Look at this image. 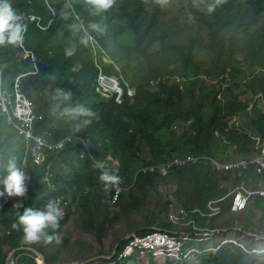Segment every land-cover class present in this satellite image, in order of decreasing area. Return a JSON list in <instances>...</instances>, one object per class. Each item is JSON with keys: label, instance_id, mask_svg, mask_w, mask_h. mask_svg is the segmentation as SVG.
<instances>
[{"label": "trees", "instance_id": "16d2710c", "mask_svg": "<svg viewBox=\"0 0 264 264\" xmlns=\"http://www.w3.org/2000/svg\"><path fill=\"white\" fill-rule=\"evenodd\" d=\"M129 1L133 5L125 11L118 0L106 11H97L89 0L74 6L89 33L95 34L98 29L107 31L104 47L126 78L138 88L136 99H125L122 104L101 100L94 92L92 84L97 71L84 45L85 34L76 19L77 24L65 20V14L71 11L64 0H50L58 12L50 30H42L34 22L27 23L29 37H25V44L39 56L36 61L40 69L44 67L39 77L31 79L40 84L41 78L45 83L53 76L65 91L83 90L82 100L88 103L94 100V114L76 127V133L89 140L91 153L84 151L77 141L65 148L47 150L44 160L38 161L35 143L26 151L23 137L14 136L15 127H6L0 112V181L8 174L10 159L23 169L27 177L25 183L28 181L25 197L0 196V264H5L10 250L20 245L37 248L46 254L49 264H73L75 260L84 262L97 255L112 254L117 243L131 231L146 233L154 223L171 226L166 217L175 202L190 210L196 207L206 210L211 200L223 198L219 204L222 214L207 218L199 212L198 223L201 228L212 231L230 229L231 236L245 247L226 243L230 248L224 244L217 252L211 250L202 254V264H260L264 259V240L246 231L264 235V197H253L249 208L240 214L233 212L231 205L244 183L264 184V176L256 174L255 167L225 171L218 170L212 160H205L177 165L168 176L138 173V170L142 164L163 163L176 155L193 153L228 159L249 157L257 152L253 133L232 124L234 116L248 109L245 99L249 89L242 94L233 93L230 88L223 90L210 85L207 77L226 81L228 76L235 79L245 74L244 67L264 69V26L262 34L253 31L248 37L242 36L251 24L258 25L264 19V0H202L200 5L196 0H189L186 10L174 16L169 13L168 0ZM7 3L20 17V24L22 18L36 11L49 12L46 0H7ZM89 4L93 5L92 10L82 8ZM5 41L0 44V61L4 60L9 70L25 71L31 66V58L25 55L19 42L17 47L7 38ZM73 44L75 46H71ZM68 45L70 47L62 48ZM241 50L247 60L244 67H240ZM52 51L55 54L51 56ZM202 55L209 56L210 60H203ZM74 58H81L83 68L76 73L78 78L72 80L71 68L78 60ZM107 71L113 72V68ZM252 78L250 88L264 94V76L254 73ZM45 108L53 115L37 124L36 133L54 141L69 135L72 123L65 114L53 103H47ZM254 108L260 110L258 102ZM252 124L264 137V115L254 118ZM97 161L115 171L128 186L116 204L112 202V186L106 188L100 180L103 169L95 166ZM165 185L173 188L172 196L163 194L161 187ZM0 192H4L2 183ZM153 193L158 197L156 205L151 203ZM61 196L70 203L60 206L64 213L60 226L45 229L47 236H42L39 242L27 241L22 225L13 228L25 208L44 210L49 201L56 202ZM17 202H22L23 207H14ZM75 207L78 225L95 237L94 243L87 239L71 241L66 225L74 216ZM234 216L236 224L232 225ZM47 237H52L50 243L46 242ZM228 238V234L221 231L211 238L213 244L202 242L201 247L203 250L217 248ZM13 258L16 264H43L30 249L15 252ZM116 258L88 264H193L154 254H139L134 261L133 257L124 261H116Z\"/></svg>", "mask_w": 264, "mask_h": 264}, {"label": "clouds", "instance_id": "9594fccd", "mask_svg": "<svg viewBox=\"0 0 264 264\" xmlns=\"http://www.w3.org/2000/svg\"><path fill=\"white\" fill-rule=\"evenodd\" d=\"M64 1L67 7L68 6L70 7V11H71L70 14L67 15L65 14V20L68 19L67 22L69 24L70 23L77 24L75 23V19H76L79 22L78 24L81 26L83 33L86 36L84 37V45L85 48L88 49V57L90 59V62L94 65L97 71V75L92 84V88L94 92L100 97L101 100H104L106 102L115 100L118 104H122L124 101H126L125 99L128 98L132 100L136 99L138 95L137 86L133 85L126 78V76L122 71V68L117 64V62L109 54L108 50L103 45L106 42L107 31L98 29L96 30L95 34L89 33L88 30L86 29L84 19L81 18V16L75 11L74 8L75 4L79 5L82 2V0H64ZM89 2L96 7L97 11L100 10L106 11L107 9L112 7L115 0H89ZM118 2L120 6L123 7L124 11L126 10V8H130L133 5L132 2H130L129 0H118ZM91 4L80 7L85 9L88 8L89 10H92L93 5ZM46 5L49 12L46 13L44 11H36V13L30 14L29 16L22 18L21 20L22 25H21L20 23H18L20 17L14 13L13 9L11 8V5L7 3V0H4L3 3H0V44L4 43L6 38L9 43L19 42V46L24 50L25 55L30 56L31 58V66L28 65L25 71H18L15 69L9 70L7 63L4 60L0 61V112L2 114V117L4 118L3 120L5 126L6 127L11 126L13 128L15 127L17 135L15 134L14 136L23 137L22 138L23 145L26 147V151L30 149V145L32 142L35 143L37 148L36 159L38 161L44 160L45 152L47 150L65 148L68 144L77 141L81 143L82 149L84 151L91 153L89 140H85L80 136V134L76 133L77 132L76 127L86 119L90 118L95 112V106L92 104L94 100L90 99L88 100L90 103H88L81 99V94L83 90L76 91L75 93H72L70 91H65L63 87L58 86V85H62V83L59 84L55 80H53L54 78L53 76H51V80H49L48 78L45 81V83L42 82V78H41L40 84L31 80V78L39 76L41 74V69L36 61V56L34 55V52L32 50H29L30 48L28 49L25 44V40H24L25 37L26 36L29 37L27 30L28 27L27 23L34 22L36 26H38L42 30H50L56 18L58 17V12L56 8L52 5L50 0H46ZM168 6H169V0H168ZM263 26H264V19L258 25L251 24L248 27V31L246 32V34L242 36L248 37L250 33L253 31H257L259 34H262ZM92 27L95 28L96 26L92 25ZM130 39H132L131 35H130ZM71 46H75V44ZM68 47H70V45L64 46L62 48H68ZM241 53L243 55V56L241 55V60H243V63L240 67H244L247 63V60L242 50ZM50 55L51 56L54 55V51L50 52ZM74 59H78V60L74 62V66L73 68H71L72 80L78 78L76 73L80 72L83 68V63L80 60L81 58H74ZM107 68H113V72H108ZM248 70H250L251 73L247 74ZM231 71L232 69H230L229 73H231ZM244 71L246 72L245 74L242 75L237 74L239 77L235 79H231L228 76L226 81H224V78L218 79L212 77H207V80L209 81L210 85H215L219 89H223V90L230 88L232 89L233 93L235 92L233 87L234 85L238 88L245 87L246 90L249 89L248 94L254 92L256 96L254 98L253 104L252 102L249 103L248 108L252 107L253 109H255L254 104L258 102L259 109L261 110L263 106V101L261 99L264 98V94L255 93V91L252 88H250L249 85L253 83L252 76L254 73L256 76L257 75L264 76V69L258 68L257 70H255V67L253 66V68L244 67ZM46 82L48 83L46 84ZM42 83L45 84V86L42 85ZM47 103H53L54 107L59 111L61 110V112L65 114L66 119L72 123L71 126L72 132L69 135L62 138L61 140L54 141L42 133L41 134L36 133L37 124L45 120L46 117H51L53 115L52 111L49 108H45V105ZM52 120L55 122V119ZM232 124L234 127L243 130L239 127V125L241 124L240 112L232 118ZM2 129L4 130V128ZM253 135L257 143L255 147V150H257V152H255L252 155H249V157L240 156L236 158L224 159V158H215L211 156H201L193 153L186 156L176 155L171 160L163 163L155 162L146 165L142 164L140 169L138 170V173L144 171V172L159 173L163 176H168L173 170V168L177 165L200 163L205 160H212L215 166L218 168V170H225V171L232 170L219 166L215 162V160L221 163H226L240 159L254 161L257 157H259L262 154V145L264 143V138L255 137L256 133H253ZM190 156H194L196 157V159L187 161L186 163L183 164L176 162V160L178 159L187 160ZM171 163L173 164L170 165ZM95 166L103 169L100 175V180L101 182L104 183L106 188L112 186L113 188L112 202L113 204H116L120 200L122 193L125 191V189L128 186L125 185L124 179L122 177H120L115 171L109 170L106 166H104L103 162L97 161ZM251 166L255 167L256 173L263 175L260 172H258V166L254 163H252L247 169H249ZM163 167H167L168 171L165 172ZM235 170H246V169H235ZM7 173L8 174L4 178V180L0 181V183H2L4 186V192H0V196L7 194V196L9 197L12 196H15L16 198L25 197L28 191V188L25 183L27 177L23 169L17 167V163L14 159H10L8 161ZM135 184L136 181L134 184L131 185V187L134 186ZM244 185H247L254 189L264 188V184L259 186H251L244 183L242 186ZM119 187H121L120 191H118ZM240 189L238 190V192L240 191ZM254 197H264V196H254ZM252 199L253 197L251 198V200ZM251 200L249 202V205L251 203ZM222 201L223 199L211 200L206 210L201 209L200 207H196L190 210L189 208L183 206L182 204L178 205L175 202L172 206V209L169 212V215L166 217V221H168V223H170L171 226H164V225H160L159 223H154L151 226H149L150 230L148 232H151L153 229L159 228L163 230H171L175 233L178 232L179 234L187 233L191 239L187 243L182 258L176 256H170L166 254H155L154 252L144 253L136 248H133L128 255H124L123 252L125 251L127 245L131 242L132 239L138 238L139 236L148 233V232L140 233L135 230V231H131L124 238H122L123 241L121 243L120 241L122 239L118 242L120 244L115 254H114L115 249L112 254H102L108 256L112 255V257L106 258V257H101L102 255H97L100 256L97 260L89 261L90 259L93 258L92 257L84 262H87L86 264H88L103 258L114 259L115 257H117L116 261H124L129 258L131 259L132 257L134 261L136 259L135 256L139 254L141 255L154 254L158 257L178 258L181 259L182 261L193 262V264H196L197 262L200 261L202 264V260L200 259V256L202 254L211 250L217 252L226 243H235L245 247V245L241 243L238 239L233 238L231 236L230 229H222V230L220 229L217 231H212L205 228H201L200 224L198 223V218L196 217V215H199V212L204 217L207 218H213L215 216L220 215L222 213V207L219 204ZM69 203L70 201L66 199L65 196H61L57 199L56 202L49 201L45 206L44 210L36 211L33 210L32 208H25L23 214L19 216L18 222L13 224V228L18 229L22 225L25 234V239L29 242L37 243L41 240L42 236H47L45 229H48L49 227L53 229L59 228L60 226L59 222L64 215L63 210L60 208V206H67L69 205ZM233 205H232V210H233ZM249 205L243 211L236 212L233 210V212L235 213L244 212L249 208ZM1 207L2 205H0V208ZM14 207L20 208L23 207V204L22 202H17L14 204ZM238 224L239 222H237V225ZM174 225H177L178 227H173ZM235 229L243 230V228L241 227H235ZM221 231L226 232L229 238L226 239L217 248L211 247L206 250H203L201 247V243L210 241L211 238L216 237L217 234L220 233ZM246 233L249 235H254L260 240H264V238L263 239L261 238L262 236L264 237V235L254 234L248 231H246ZM51 240L52 237H47L46 242L50 243ZM41 260L43 261V259ZM76 262L78 264H81V262L79 261ZM11 264H16V262H14L13 256H12Z\"/></svg>", "mask_w": 264, "mask_h": 264}, {"label": "built area", "instance_id": "2783aa9c", "mask_svg": "<svg viewBox=\"0 0 264 264\" xmlns=\"http://www.w3.org/2000/svg\"><path fill=\"white\" fill-rule=\"evenodd\" d=\"M195 159L196 157L190 156L187 160L178 159L176 160V162L183 164L187 161ZM215 162L219 166L225 167L227 169H247L252 163H254L258 166V172L264 175V143L262 145V154L254 161L240 159L226 163H221L217 160H215ZM172 164L173 163H171L170 165ZM163 169L165 170V172L168 171L167 167H163ZM120 190L121 187H119L118 191ZM254 196H264V188L254 189L247 185L242 186L235 197L233 210L236 212L245 210L248 207L251 198ZM190 239L191 238L187 233L179 234L178 232L175 233L171 230H163L157 228L153 229L151 232L139 236L138 238L132 239L131 242L127 245L123 254L128 255L133 248H136L144 253L154 252L155 254H166L182 258L184 250Z\"/></svg>", "mask_w": 264, "mask_h": 264}, {"label": "rangeland", "instance_id": "374dc122", "mask_svg": "<svg viewBox=\"0 0 264 264\" xmlns=\"http://www.w3.org/2000/svg\"><path fill=\"white\" fill-rule=\"evenodd\" d=\"M197 5H200L202 3V0H196L195 1ZM189 5V0H169V13L172 14V16L176 15V14H180V12H183L184 10H186V8ZM242 40V39H241ZM205 53V52H204ZM206 54V53H205ZM208 55V54H207ZM203 56V60H210L209 56L207 57L206 55H202ZM243 56V55H242ZM251 73L250 70H248L247 74ZM234 87V91L237 94H241L242 92H244L246 90L245 87H236L235 85ZM249 96L246 97L245 101L249 104L252 102H254V98L256 96V94H254V92H251L248 94ZM263 101V106L261 108V110H256L253 109L252 107L248 108L246 111H241L240 112V122L241 124L239 125V127L243 130H248L250 131V133H256L255 137H262L264 138L254 127L252 124V121L255 119H260L262 112L264 111V98L261 99ZM168 137L170 138V135H168ZM168 138V139H169ZM28 183V181L26 182ZM230 184V183H229ZM230 186H232L230 184ZM173 188H171V185L168 186H162L161 190L163 192V194H167L168 196H172L171 192H173L172 190ZM158 202V197L156 193H153V196L151 197V203L153 205L157 204ZM77 208L75 207V211H74V216L70 219V221L67 223V233L70 236V239L72 242H75L79 239H87L89 242L91 241L92 243H94L95 237L91 234H89L88 232L83 231L80 226L77 223V217H78V213L76 212ZM231 221L232 225L236 224V220L233 219V217H231ZM1 226V224H0ZM198 261V260H197ZM77 263L76 260L73 264ZM82 263V262H81ZM264 263V259L260 262ZM68 264V263H67ZM196 264H201V262H197Z\"/></svg>", "mask_w": 264, "mask_h": 264}, {"label": "water", "instance_id": "95a60500", "mask_svg": "<svg viewBox=\"0 0 264 264\" xmlns=\"http://www.w3.org/2000/svg\"><path fill=\"white\" fill-rule=\"evenodd\" d=\"M126 238H127V237H126ZM261 238L263 239L264 237L262 236ZM122 241H123V239L120 241V243H121ZM120 243H118V245L116 246L115 251H114V254L117 252ZM23 249H30V250H33L37 255H39V256L41 257V259H43L44 264H49V263H48V260H47V257H46L45 254H43L42 252H40V251H39L38 249H36L35 247H32V246H25V245H22V246H19V247H16V248L12 249V250L9 252V254H8L7 258H6V262H5V264H11V260H12V256H13V254H14L16 251H18V250H23ZM114 254H113V255H114ZM99 257H100V256L93 257V258L90 259L89 261L97 260ZM101 257H106V258H108V257H112V255H109V256H108V255H102ZM86 263H87V262H83V263H81V264H86ZM76 264H78V263H76Z\"/></svg>", "mask_w": 264, "mask_h": 264}, {"label": "bare ground", "instance_id": "6f19581e", "mask_svg": "<svg viewBox=\"0 0 264 264\" xmlns=\"http://www.w3.org/2000/svg\"><path fill=\"white\" fill-rule=\"evenodd\" d=\"M28 24H29V23H28ZM31 25H32V24H31ZM84 37H86V36H84ZM5 42H6V41H5ZM47 42H48V41H47ZM17 43H18V42H16V46H17ZM31 43H32V42H31ZM40 44H42V43H40ZM43 44H44V43H43ZM36 45H37V44H36ZM53 45H54V44H53ZM56 46H57V45H56ZM0 47H1V46H0ZM5 47H6V46H5ZM17 47H18V46H17ZM17 47H16V48H17ZM30 47H31V46H30ZM42 47H43V45H42ZM46 47H47V46H46ZM52 47H54V46H52ZM9 48H10V47H9ZM35 48H37V46H36ZM35 48H34V49H35ZM57 48H58V47H57ZM7 49H8V48H7ZM17 49H18V48H17ZM28 49H29V48H28ZM37 49H38V48H37ZM43 49H44V47H43ZM3 50H6V49H3ZM10 50H11V48H10ZM38 50H39V49H38ZM38 50H37V51H38ZM57 50H58V49H57ZM11 51H12V50H11ZM11 51H9V52H11ZM18 51H19V50H18ZM45 51H46V50H45ZM1 52H2V51H1ZM5 52H7V50H6ZM13 52H15V51L13 50ZM21 52H22V51H21ZM21 52H20V53H21ZM15 53H16V52H15ZM49 53H50V52H49ZM57 53H59V50H58ZM12 54H13V53H12ZM16 54H17V53H16ZM45 54H46V53H45ZM47 54H48V53H47ZM54 54H55V53H54ZM59 54H60V53H59ZM21 55H22V53H21ZM7 56H8V55H7ZM19 56H20V55H19ZM36 56H38V55H36ZM2 57H3V56H2ZM14 57H15V56H14ZM23 57H24V56H23ZM7 58H8V57H7ZM29 58H30V57H29ZM38 58H39V56H38ZM5 59H6V58H5ZM21 59H22V58H21ZM6 60H8V59H6ZM17 60H18V59H17ZM40 60H41V59H40ZM28 61H29V60H28ZM21 62H22V61H21ZM48 62H49V61H47V63H48ZM49 63H51V62H49ZM24 64H25V63H24ZM28 64H29V63H28ZM43 66H44V65H43ZM42 68H44V67H42ZM42 68H41V69H42ZM46 68H47V67H46ZM43 70H44V69H43ZM49 70H50V69H49ZM49 70H48V71H49ZM48 71H47V74H49ZM50 71H51V70H50ZM52 71H53V70H52ZM55 72H56V71H55ZM44 73H45V72H44ZM55 74H56V73H55ZM56 75H57V74H56ZM56 75H55V77H56ZM76 75H77V74H76ZM44 76H45V75H44ZM44 76H43V77H44ZM66 76H67V75H66ZM78 76H79V74H78ZM38 77H39V76H38ZM50 77H51V76H50ZM59 77H60V76H59ZM69 77H70V76H69ZM71 77H72V76H71ZM36 78H37V77H36ZM33 79H34V78H33ZM53 79H54V78H53ZM58 79H59V78H58ZM60 79H61V78H60ZM64 79H67V78L65 77ZM68 79H69V78H68ZM31 80H32V79H31ZM49 80H50V78H49ZM62 80H63V77H62ZM88 80H89V79H88ZM32 81H33V80H32ZM57 81H58V80H57ZM57 81H56V82H57ZM81 81H82V80H81ZM86 81H87V80H86ZM74 82H75V81H74ZM74 82H73V83H74ZM67 83H69V81H67ZM70 83H71V80H70ZM79 83H80V82H79ZM78 85H79V84H78ZM76 86H77V85H76ZM73 88H74V86H73ZM142 152H143V151H142ZM254 170H255V169H254ZM256 174H258V173H256ZM257 178H258V177H257ZM244 180H245V179H244ZM249 180H250V178H249ZM249 180H248V181H249ZM258 182H259V181H258ZM247 183H249V182H247ZM253 183H254V182H253ZM222 198H223V197H222ZM223 199H224V198H223ZM233 200H234V199H233ZM233 202H234V201H233ZM231 205H233V203H232ZM224 209H225V208H224ZM230 210H231V209H230ZM224 211L226 212V210H224ZM224 211H223V212H224ZM227 213H228V212H227ZM221 214H222V213H221ZM239 214H240V213H239ZM228 215H229V214H228ZM225 216H227V215H225ZM239 217H240V216H239ZM226 218H227V217H226ZM234 218H235V216L233 217V219H234ZM234 220H235V219H234ZM224 224H225V223H224ZM219 225H220V224H219ZM223 226H224V225H223ZM255 228H256V227H255ZM216 229H217V228H216ZM226 229H227V228H226ZM218 236H219V235H218ZM218 238H219V237H218ZM220 238H221V237H220ZM215 240H216V239H215ZM215 240H214V241H215ZM214 241H213V242H214ZM208 242H210V244H213L211 241H208ZM216 243H217V240H216ZM234 245H235V244H234ZM226 246H228V245L226 244ZM229 246H231V245H229ZM229 246H228V247H229ZM233 247H236V246H233ZM225 248H226V247H225ZM229 248H230V247H229ZM241 248H242V247H241ZM242 250H243V249H242ZM250 251H251V250H250ZM242 252H243V251H242ZM260 255H261V254H260ZM258 260H259V259H258ZM255 261H256V260H255Z\"/></svg>", "mask_w": 264, "mask_h": 264}]
</instances>
